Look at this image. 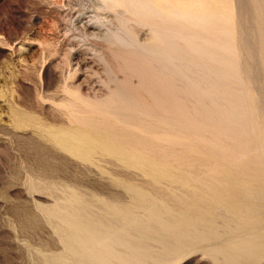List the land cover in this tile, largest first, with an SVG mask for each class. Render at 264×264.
Instances as JSON below:
<instances>
[{
	"label": "rangeland",
	"instance_id": "rangeland-1",
	"mask_svg": "<svg viewBox=\"0 0 264 264\" xmlns=\"http://www.w3.org/2000/svg\"><path fill=\"white\" fill-rule=\"evenodd\" d=\"M91 1L0 0V264H61L64 259H75L68 252L59 215L53 212L54 209H50L67 206L69 192L80 193V197L84 198L89 206L107 203L132 207L136 200L131 192L136 189L145 192L148 199H162L161 201L171 205L174 201L173 206H178V200L173 196L171 198L167 192V181L157 185L140 168L129 167L123 160L99 149L87 157L81 150H72L59 143L71 134L93 135L95 131L106 130L107 125L101 124L103 119H107V114H102L100 108H112L130 116L124 121H112L116 122L115 128L120 132L122 129L125 133L128 130L133 131L126 125L128 122L151 132H145L141 138L131 140L136 144L135 148L138 151L142 148V151H149L153 161L168 166L169 174L183 177L182 182L187 187L213 186L212 188H216L213 197L221 200L224 206V202L227 203L234 192L230 187L232 181L213 180L211 177L231 176L245 180L250 178L249 175L264 177V0H226V3L230 1L232 6L233 1L234 6L238 7L234 13L238 21L236 20L231 26L234 28L229 27L230 29L209 15L211 11L206 13L208 16L205 15L204 21L208 20L207 24L198 23L197 19H193L196 10H207L204 8L206 2H203L205 5L200 9V1L197 0H169L176 4L169 7L175 10H171L172 17L174 14L180 15H174L177 22L172 26L177 28L180 25L179 29L182 26L186 39L173 35L169 29L171 24H162L165 25V30H168L160 27L158 33L166 35V40L163 39L167 45L169 38L173 39V43L174 40L177 41V47L180 42L183 44L178 50L174 48V51H168L173 52L170 56L165 53L173 58L174 62L180 63L179 59L182 63L187 61V65H178L182 66L180 68L175 67L176 64H170L165 55H153L138 47H126L99 36L83 34L82 29L73 24V18L82 10L88 9L92 12L94 8ZM179 1H182L181 4ZM189 2L198 3L192 5ZM216 2L220 5L221 1ZM188 5L192 11H188ZM194 5H197L198 9L195 10ZM178 7L186 10L184 13L188 17L182 14L184 17L181 18L182 15L176 12ZM120 20L122 21V18ZM120 20L115 19L111 26H119ZM125 25L126 23L120 26L132 32V29L136 28L134 36L141 42L149 39L154 29L153 25H147L148 29L144 24L140 25L131 20L128 21L127 27ZM106 27L102 28L111 29L109 25ZM185 27L188 28L187 31ZM203 27H207L206 36ZM215 27L221 32L214 30ZM189 29L195 34L189 32ZM226 31H233L234 35H229ZM208 32L211 34H207ZM158 33L157 41L161 36ZM189 33L192 35L189 36ZM199 33H202V37ZM221 33L224 41L229 39V43L230 40H242L238 42L240 45L236 44L237 42L231 43L236 45L235 51L236 48L240 51H227L224 43L228 42L219 40ZM194 35L197 38L193 37ZM179 38L180 40H177ZM205 38H208L207 41ZM190 39L202 43L197 50L189 46L198 54L185 47L186 41ZM198 39L203 41L199 42ZM209 39L223 42L224 47L218 42L221 44L219 47L209 49ZM71 41L75 45L71 46ZM160 43L161 46L166 45L162 41ZM209 52L214 54L208 56ZM202 54L205 56L201 57ZM234 54L240 55L237 57ZM210 57L212 58L208 59ZM200 61H205L206 64L203 66ZM75 66L78 69L74 70ZM209 71L216 73L210 74ZM228 75L233 80L231 77L228 79ZM68 98L74 100V110L67 105V102H70ZM97 105L99 108H96ZM83 108H88L90 115ZM81 109L83 110L79 114L82 115H78ZM255 109L258 115L255 119L253 117V122H247L246 119L243 121L244 115H252ZM69 113L70 119L76 123L69 120ZM21 114L26 116L22 120L17 116ZM138 117L140 118L135 119ZM81 118L87 119L88 122H80L78 119ZM162 127L166 129L163 130ZM168 136H172L171 139ZM96 145L97 143L92 141L91 147ZM212 165L218 169H214ZM194 177L205 179H192ZM204 199L194 201V206L207 210L205 207L208 206V199ZM257 202L264 205V201ZM241 209V206H231L230 212L234 216V213L240 214ZM219 215L221 216L218 217ZM219 215L216 219L220 224L218 223L215 233L218 239L204 240L205 242L196 239V244L184 248L178 256L170 257L165 263L227 264L228 262L211 253L224 245L229 238L237 235V221L232 217ZM223 222L233 226L225 232L221 230L224 229ZM260 256L247 257L241 264H264V256Z\"/></svg>",
	"mask_w": 264,
	"mask_h": 264
},
{
	"label": "bare ground",
	"instance_id": "bare-ground-1",
	"mask_svg": "<svg viewBox=\"0 0 264 264\" xmlns=\"http://www.w3.org/2000/svg\"><path fill=\"white\" fill-rule=\"evenodd\" d=\"M190 1L195 2V0H190ZM197 1L198 2L200 1L199 5L197 4L198 7H200V9H202V6L205 2H206L205 4L207 5L206 6L204 4L205 5L204 8L205 7L207 8V10L205 8V10H206L205 12L196 10V9H198L196 7L197 5L196 6L194 5V7H196L195 10L197 12L195 13L193 19L194 20L197 19L198 23L201 22L202 24H204L206 22V24H207L208 20L207 21H204V20H206V16H208V14L211 15L212 17L217 18V20H220L222 22V25L226 24V26H228V28L231 27L234 24V22L237 20V17H235L237 15H235L234 13L236 11V8H238V7L234 6L235 4L233 3V1H231L233 6L230 4V1H229V3L228 2L226 3V0H223V1H225L224 3L222 0H218L219 2L221 1L220 5L218 2H216V0H197ZM91 2H92V6L94 8L93 11L91 10L92 12L88 11V9H87V11L82 10L81 13H78L73 18V24L78 28L80 27L83 31V34H85V35L88 34V35H90V36L92 35L94 37L99 36V37H102V38L108 40L109 42L111 41L113 43H117V44H120V45H123L126 47L127 46L128 47H138L142 51H146V52L151 53L153 55H161V56H164L165 53H168V51H174L175 49L178 50V47L179 46L181 47V45H183L179 41L180 45L177 44L178 45V47H177L175 44V42H177V41L174 40V43H173V39L171 40V38H169V36L171 37L170 34H169V36H167L169 38L168 45H167V42L164 43V39L166 40V38H165L166 35L164 34L165 35L164 36L163 34L158 33L160 27H163V28L165 27V25L163 26L162 24H166V26H167V24H168V26H169V24H171L170 25L171 27L169 26V29L171 30V32H173V35H175L177 37H181V38L184 37V39H186L184 28H181L182 26L180 27V29L178 28L180 25L177 26V28L173 27L175 25V24L173 25V23L177 22V20H175V17H174L175 14L173 15L174 18L172 17L173 9H169V7L170 8H171V6L173 7V5L175 4L174 1H173L174 3L172 2L173 4L169 0H92ZM181 2L179 4H181ZM198 2H196V3H198ZM185 3L187 4V2H185ZM189 3L190 4L192 3V5L196 4L193 2H189ZM182 5H184V4L182 3ZM179 6L181 7V5H179ZM236 6H238V5H236ZM188 7H189V5H188ZM181 8L179 9V7H178V10L176 12L180 13L181 15L183 14L184 16L187 15V14H185L187 11L183 10ZM189 8L190 9L188 11L191 10V7H189ZM195 10L193 9L194 12H195ZM105 11H106V13H105ZM208 11H211V14H210V12L208 13ZM111 13L115 14V15L114 16L110 15ZM189 13H191V12H189ZM206 13H208V14H206ZM191 14H194V13H191ZM178 15L179 14H177V16ZM183 15L181 18L184 17ZM190 16H192V15H190ZM211 16H209V17H211ZM118 17L122 18V21ZM179 17H180V15H179ZM187 17H188V15H187ZM239 17H240V15H238V19H239ZM115 19H119L121 21L120 25H124L126 23L125 27H127V23L130 20L137 22V23H140V25L144 24V26H146L147 28L149 25H153L154 29L152 28L153 30L151 31L152 36L149 39L144 40V42H141L138 39V37L136 38L134 36V35H136V33L134 32V30L136 29L134 27L135 24L133 26L135 29L131 28L133 30V32L131 30L123 29V26H120L119 24H118L119 26H117V27L114 26L115 27L114 28L111 25L114 23ZM194 20H193V22H194ZM184 21L185 20H183V22ZM193 22H192V24H193ZM106 25H109L111 27V29L110 28H108V29L102 28V27L107 28ZM209 25H211V24H209ZM210 27H212V25ZM220 27H221V25H220ZM205 28L207 29V27H203L204 35L206 36V34H205L206 29ZM231 28H234V27H231ZM187 29L188 28L185 27L186 31H187ZM229 29H227V31ZM236 29L237 28L235 27V30ZM164 30H165V28H164ZM167 30H165V31H167ZM214 30H216L218 33L221 32V31H218V29H216V27ZM221 30L223 31V29H221ZM188 31L191 32L190 29ZM194 31H197V30L194 29ZM210 32H208L207 34H209ZM217 32H216V34H217ZM226 32H225V34H226ZM231 32L234 33L233 31H231ZM143 33H145V32H143ZM157 33L159 36L160 35L162 36V38H161V36L159 37L160 40L162 39L161 40L162 43L166 44L168 46V49L170 48L171 50L170 49L168 50L166 45L165 46L162 45L164 47H162L160 45L161 41L160 40L157 41L158 40V38H157L158 36L156 35ZM160 33H162L161 30H160ZM186 33H188V32H186ZM191 33L193 34L194 32L192 31ZM191 33H189V36ZM222 33L224 34V32H222ZM227 33H229V32H227ZM232 33H229V35ZM235 33H236V31H235ZM216 34H214V35L217 36ZM223 34H222V36L221 35L219 36L220 38L218 36H217V38H219V40L222 39V41H224V39L222 38ZM173 35H172V37L174 38ZM201 35H202V33H201ZM201 35L199 33V36H201ZM212 35H211V37H212ZM232 35H234V34H232ZM193 37H196V36L194 35ZM212 38H214V37H212ZM217 38H214V39H217ZM227 38H228V36H227ZM236 38H237V36H236ZM207 39H206V41H207ZM214 39L208 40V42L210 43L209 49H211V50H214L216 48V46L219 47V45H221L223 43V42H220L218 40V42L221 43V44H219L218 42H216L217 40L214 41ZM82 40H84V39H82ZM177 40H180V38ZM195 40H191V39L188 41L184 40V41H186L185 44H187V46H185V47L190 46L191 48H195V49L200 47L201 46L200 44H202V43H198V42H196L197 40L196 41ZM200 40L203 41L202 39H200ZM200 40H199V42H200ZM170 41H172V42H170ZM226 41L228 42L229 39H226ZM226 41H224V42H226ZM231 41L232 40H230V43L229 42L224 43L226 45L222 44V46L224 45L225 47L224 46L223 47L226 48L227 51L232 53V51L233 52L235 51L236 45H234V44L231 45V43L237 42L236 44H239L238 42H241L242 40L236 41V42L235 41L231 42ZM245 43H247V42H245ZM70 45L73 46L75 44L71 41ZM189 48H187V49H189ZM180 49H182V48H180ZM183 49L186 50L184 47H183ZM195 49H191V50L198 54L197 51H194ZM73 50H75V48ZM237 50L240 51L239 49L236 48V51ZM236 51H235V53H236ZM172 53L170 52V53H168V55L170 56V54H172ZM213 54L214 53L209 52L208 56H212ZM240 54H237V55H240ZM180 55L181 54H179V56ZM203 55L204 54H202L201 57L205 56V55L204 56ZM237 55H235V56H237ZM165 56H167V55H165ZM169 56H167L169 63L173 64V65L176 64L177 66H175V67L180 68L183 65H187L186 64L187 61L182 63V60L179 59L181 61L180 63H178L179 61L174 62L173 58L171 59ZM197 56L200 57V55H197ZM208 56H206V57H208ZM230 56L232 57L233 55H230ZM172 57H174V56H172ZM237 57H233V59L237 58ZM211 58L212 57H210L208 59H211ZM174 59H176V58H174ZM177 60H178V58H177ZM204 60H207V59L204 58ZM75 62H79V61H75ZM207 62H208V60H207ZM200 63L203 64V66H204V64H206L205 61H200ZM198 64H199V62H198ZM178 65H182V66L179 67ZM220 68H221V66H220ZM220 68H218V69H220ZM76 69H78V68L76 67L74 70H76ZM227 70H228V68H227ZM171 71H172V69H171ZM212 72L216 73L215 71H212ZM212 72H210V74ZM235 72H237V70ZM232 73H234V72H232ZM235 75H236V73H235ZM232 76H233V74H232ZM188 77H189V75H188ZM230 77L231 76L228 75V79ZM225 78H227V77H224V79ZM228 79H226V81L229 82V84H230V81H228ZM232 80H233V78H232ZM231 87H232V84H231ZM67 88H68V85H67ZM220 89H222V88L220 87ZM208 90H210V89H208ZM69 91H70V89H69ZM74 91L71 90V92H74ZM222 92H224V91H222ZM207 94H209V93H207ZM122 95H124V94L122 93ZM79 97H81V99L83 98L82 95ZM68 99L70 102L68 104V102H67L68 100H67L66 101L67 105L70 107H73V106L75 107L76 104L73 102L74 100L72 101V100H70V98H68ZM76 99H77V97H76ZM110 99H111V97H110ZM80 103H81V101H80ZM83 105H85V103H83ZM74 107L72 108V110H74ZM93 107H95V105ZM88 108L90 110L92 109V107L91 108L88 107ZM88 108H86V109L83 108V109H85V111H87L89 114L90 110L88 111ZM96 108H99V105H97ZM83 109H81V111L78 112V115H82V113L81 114H79V113L82 112ZM100 110H101L100 112L102 114L103 113L107 114V119H103V123L101 122L102 123L101 125H103L104 123H105V125H107L108 128L106 130L102 129L101 131H97V132L95 131L93 135L92 134H86V133L80 134V135L71 134L67 139L60 140L59 143L65 147L69 148V149H72V150H81L82 154L87 156V157H89L90 154L94 150L99 149L101 151L112 154V155L116 156L117 158L123 160L126 163V165L129 167L140 168L143 172L148 174L155 181V184H157V185H161L167 181L168 182V185H167L168 194L170 195V197L173 196L174 198H176L178 200L179 204L176 207L175 205L173 206L174 201H173V204L171 205V204H169V202L167 203V202L161 201L162 199L159 201L153 200V199H148L146 197L147 194L145 192L140 191V190H136V189H132L131 193L136 200L133 202L132 207H121L118 205H108L107 203H104V205H101V206H98V205L95 206L93 204H92L93 206H89L86 204V201L84 200V198L82 199L80 197V193H78V192L77 193L76 192L70 193L69 192L68 200H67V202H68L67 206L50 208V209H54L53 212H56L59 215V220L61 221V225H62V231L64 233L63 238H64V241L66 243L68 252L70 254H72L75 258V259L72 258L70 260L64 259V260H62L61 264H164L167 261V259H169L170 257H173L177 254H180V252L184 248L190 247V246L196 244L195 243L196 239L197 240L200 239L203 241L204 240H211L214 238L218 239V237H215V235H216L215 233H216V230L218 229L217 228L218 223L220 224L219 220L216 219V216H218L219 214H223L225 217H232L237 221L236 222L237 226L234 225L237 228V230H236L237 235L234 238L233 237L229 238L224 243V245H222L221 247L216 248V250L213 251V253H211L212 255L219 257L220 259H223L224 261L228 262L227 264H241L242 260L247 258V257L256 256V255H258V256L263 255L264 256V205L257 202V201H260V202L264 201V177L262 175L261 176H259V175L255 176L254 175L252 177L249 175L250 178L248 180H245V179L240 178V177H231V176L230 177L229 176L228 177L227 176L226 177H219V176L211 177V179H213V180L225 179V180H231L232 181V184L230 185V187L234 190V192L232 193V195H230V197L228 196L229 199L227 200V203L224 202L226 205V206H224L221 200H218L217 198L213 197V192L216 191V188H212L213 186L212 187H205V186H198V187H190L189 186V187H187L182 182L184 180L183 177L175 175V174H169L168 170L170 168L168 166H165L164 164H158L155 161H153V159L150 157L151 153L149 151H142L143 148L140 151H138L135 148L136 144L134 142H132L131 140H136V139L141 138L142 135L145 134V132L146 133L147 132L151 133V132L143 130V128H141L139 125L129 124V122L126 125L129 126V128L133 131L128 130L127 132H130V133H127V132L125 133V132H123L124 130L122 129L123 131L121 130V132H120L119 130H117L115 128L116 126L114 124L116 122L112 123V121H124V119H126V118L129 119L130 116L125 114V113H121V112L112 110V108H108L105 110L103 108H100ZM72 112H75V111H72ZM93 112H94V110H93ZM122 112H123V110H122ZM244 113H242V115ZM257 113L258 112L255 109V111L253 112L252 115H250V116L244 115L245 118L242 117L243 121H244V119H246L247 122H253V117L255 119L256 116L258 115ZM22 114H24V113H22ZM22 114L17 115V116L21 117ZM76 114H77V112H76ZM84 114H85V112H84ZM70 115L71 114L69 113V120L72 119V118L70 119ZM103 116L105 117V115H103ZM133 116H135V115H133ZM20 117H19V119L22 120L24 116H22V118H20ZM117 118H118V120H117ZM139 118L140 117L135 118V119H139ZM30 119L32 120V117H30ZM132 119H133V117H132ZM78 120H80V122H82V123L88 122V120L84 119V118H81ZM260 120H262V119L260 118ZM263 120H264V117H263ZM71 121H73V123H76L74 120H71ZM148 121L152 123V121H150L149 119H148ZM90 122H92V121H90ZM130 122H132V121H130ZM22 123H23V121H22ZM123 123H122V125H123ZM144 124H146V121L144 122ZM58 125H60V124H58ZM101 125H100V127H101ZM118 125H120V124H118ZM160 126H162V125H160ZM156 127H158V125ZM154 128H155V126H154ZM164 128L165 127H162L163 130H164ZM116 130L119 132H117ZM122 133H124V134H122ZM129 136H131L130 137L131 139L128 138ZM155 136H156V134H155ZM157 136H159V135H157ZM172 136H168V137H170V139H171ZM144 138H146V136ZM159 138H161V137H159ZM162 138H164V137H162ZM128 139H129V141H128ZM164 139H166V138H164ZM170 139H168V140H170ZM151 140H153V139H151ZM180 140L182 141V139H180ZM92 141H94L95 144L97 143L96 147H94V148L91 147ZM160 141L161 140H159V142ZM167 143H169V142H167ZM160 145L162 146V144H160ZM151 148H153V147H151ZM158 148H160V147H157V149ZM165 148H167V147H165ZM151 151H152V149H151ZM160 151H163V150L160 149ZM196 151H197V149H196ZM156 157H158V156L156 155ZM233 158H236V157H233ZM169 159H170V157H169ZM236 159H238V158H236ZM233 160H235V159H232V161ZM173 161H175V160H173ZM179 162H180V160H179ZM180 164H181V162H180ZM213 165H212V167H213ZM200 166H202V165H200ZM207 166H208V164H207ZM178 167H180V165ZM191 167H194V166H191ZM213 168L215 169L217 167L215 166ZM220 172H221V170H220ZM192 179L198 180V179H205V178L194 177ZM206 179H208V177ZM153 187H155V186H153ZM160 189H161V187H160ZM152 190H154V189H152ZM155 192H153V193H155ZM158 192H159V190H158ZM156 195H158V194L156 193ZM208 196H210V197H208ZM165 197H166V195H165ZM173 197H171V198H173ZM204 198L208 199V201H207L208 206L207 207L203 206V207L207 208V210L206 209L201 210L200 208H196L194 206L193 202L196 200L198 202ZM167 200L169 201L170 198ZM171 200H174V199H171ZM202 201H201V203H202ZM205 201L206 200L204 199V202ZM243 201H245V202L249 201V202L244 203ZM231 206H241L242 209H241L240 214L234 213V216H233L230 212ZM220 216L221 215H219L218 217H220ZM212 217H214V218H212ZM222 225L224 226V229H221V230H224L225 232L228 231L229 229H231V227L233 226L230 223L227 224L226 222H223ZM224 231H223V233H224ZM220 233H221V231H220ZM232 235H235V234H232Z\"/></svg>",
	"mask_w": 264,
	"mask_h": 264
}]
</instances>
